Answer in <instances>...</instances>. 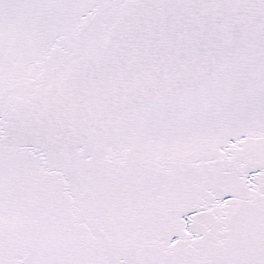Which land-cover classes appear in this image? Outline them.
I'll use <instances>...</instances> for the list:
<instances>
[{
	"label": "snow or ice",
	"instance_id": "1",
	"mask_svg": "<svg viewBox=\"0 0 264 264\" xmlns=\"http://www.w3.org/2000/svg\"><path fill=\"white\" fill-rule=\"evenodd\" d=\"M0 264H264V0H0Z\"/></svg>",
	"mask_w": 264,
	"mask_h": 264
}]
</instances>
